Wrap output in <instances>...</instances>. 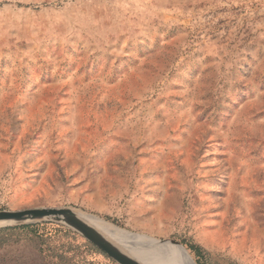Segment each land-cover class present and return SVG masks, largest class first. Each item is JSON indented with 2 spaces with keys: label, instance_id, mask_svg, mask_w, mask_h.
Wrapping results in <instances>:
<instances>
[{
  "label": "rangeland",
  "instance_id": "obj_1",
  "mask_svg": "<svg viewBox=\"0 0 264 264\" xmlns=\"http://www.w3.org/2000/svg\"><path fill=\"white\" fill-rule=\"evenodd\" d=\"M62 207L264 264V0H0V211ZM4 230L0 264H116L59 224Z\"/></svg>",
  "mask_w": 264,
  "mask_h": 264
},
{
  "label": "water",
  "instance_id": "obj_2",
  "mask_svg": "<svg viewBox=\"0 0 264 264\" xmlns=\"http://www.w3.org/2000/svg\"><path fill=\"white\" fill-rule=\"evenodd\" d=\"M75 212L77 211L69 207L0 211V224H4L0 226V230L37 222H51L76 232L116 264H141L131 256L123 253L119 247L100 236L94 229L80 220ZM165 243L162 242L161 245Z\"/></svg>",
  "mask_w": 264,
  "mask_h": 264
},
{
  "label": "bare ground",
  "instance_id": "obj_3",
  "mask_svg": "<svg viewBox=\"0 0 264 264\" xmlns=\"http://www.w3.org/2000/svg\"><path fill=\"white\" fill-rule=\"evenodd\" d=\"M75 213L80 220L84 221L100 236L119 247L123 253L131 256L141 264H192L179 249L169 243L157 245L155 250L142 252L137 247L140 245L138 237L130 236L123 230H119L95 217L83 215L79 212ZM2 225L4 224H0V226Z\"/></svg>",
  "mask_w": 264,
  "mask_h": 264
},
{
  "label": "trees",
  "instance_id": "obj_4",
  "mask_svg": "<svg viewBox=\"0 0 264 264\" xmlns=\"http://www.w3.org/2000/svg\"><path fill=\"white\" fill-rule=\"evenodd\" d=\"M25 228V227H24ZM8 229H5L4 231H7ZM194 252H196L197 248L192 249Z\"/></svg>",
  "mask_w": 264,
  "mask_h": 264
}]
</instances>
